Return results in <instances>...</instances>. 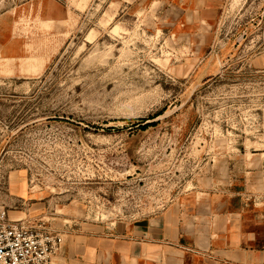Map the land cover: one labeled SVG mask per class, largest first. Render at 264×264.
<instances>
[{
    "label": "rangeland",
    "instance_id": "1",
    "mask_svg": "<svg viewBox=\"0 0 264 264\" xmlns=\"http://www.w3.org/2000/svg\"><path fill=\"white\" fill-rule=\"evenodd\" d=\"M187 15L170 22L161 0H0V212L65 243L207 178L259 188L264 0Z\"/></svg>",
    "mask_w": 264,
    "mask_h": 264
},
{
    "label": "crops",
    "instance_id": "2",
    "mask_svg": "<svg viewBox=\"0 0 264 264\" xmlns=\"http://www.w3.org/2000/svg\"><path fill=\"white\" fill-rule=\"evenodd\" d=\"M161 1L176 23L221 0ZM257 65L264 68V58ZM206 180L132 223L68 229L54 264H264V181L242 192Z\"/></svg>",
    "mask_w": 264,
    "mask_h": 264
},
{
    "label": "built area",
    "instance_id": "3",
    "mask_svg": "<svg viewBox=\"0 0 264 264\" xmlns=\"http://www.w3.org/2000/svg\"><path fill=\"white\" fill-rule=\"evenodd\" d=\"M64 239L42 219H9L0 212V264H52Z\"/></svg>",
    "mask_w": 264,
    "mask_h": 264
}]
</instances>
